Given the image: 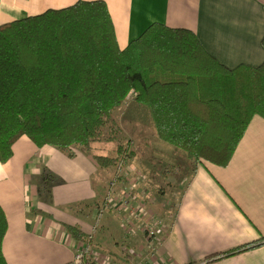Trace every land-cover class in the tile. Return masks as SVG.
Here are the masks:
<instances>
[{"label": "trees", "instance_id": "1", "mask_svg": "<svg viewBox=\"0 0 264 264\" xmlns=\"http://www.w3.org/2000/svg\"><path fill=\"white\" fill-rule=\"evenodd\" d=\"M129 102L147 111L155 139L184 159L189 182L203 162L225 168L251 119L264 120V62L226 68L193 32L157 23L120 50L102 1L0 25L1 164L25 136L37 148L52 147L68 158L76 148L100 169L119 168L130 157L114 116ZM101 143H117L116 155H92ZM53 183L44 171L38 195ZM64 228L80 245H91L77 226ZM6 229L0 208V264H6ZM262 245L264 238L218 258ZM83 254L82 264H96Z\"/></svg>", "mask_w": 264, "mask_h": 264}, {"label": "crops", "instance_id": "2", "mask_svg": "<svg viewBox=\"0 0 264 264\" xmlns=\"http://www.w3.org/2000/svg\"><path fill=\"white\" fill-rule=\"evenodd\" d=\"M93 1L105 3L120 50L157 23L193 32L205 51L226 68L264 62V0H0V25ZM161 145L163 152L166 146ZM51 148H37L22 136L12 146L11 159L0 163V208L7 224L1 250L6 264H82L75 261L78 249L96 264H264V245L218 258L263 242L264 120L259 116L251 119L225 168L207 162L198 165L167 230L159 223L151 238L123 236L124 245L118 249V241L114 242L110 256L97 255L92 243L83 246L71 239L64 225L77 226L92 240L106 203L121 211L132 227V222L147 227L149 216L146 220L137 197L130 199L132 191L116 192V181H109L104 197L100 194L96 180L103 169L91 156L76 155L67 162ZM132 160L126 159L120 169L133 174L137 167L129 165ZM74 162L78 172H67ZM44 171L54 183L46 192V203H41L37 191ZM71 187H79V192L69 194ZM86 202L89 205L74 215L58 211Z\"/></svg>", "mask_w": 264, "mask_h": 264}, {"label": "rangeland", "instance_id": "3", "mask_svg": "<svg viewBox=\"0 0 264 264\" xmlns=\"http://www.w3.org/2000/svg\"><path fill=\"white\" fill-rule=\"evenodd\" d=\"M114 117L121 128L120 142L126 147L125 154L129 155L130 159H134L132 160L134 163H129V165H134L137 170L131 174L130 170L124 171L120 167L111 171L101 169L103 173L97 177L96 189L104 197L109 189V181H116L118 184L116 192H120L118 194L132 191L129 194L130 199H134V197L139 199L144 208L145 219L147 220L149 216L148 223L150 225L148 226L152 230H156L157 226L160 227L161 223L167 230L174 217L175 205L188 183V176L191 174L190 169L185 166L184 159L179 154H175L170 147L165 145V151L161 152L160 149L163 148V145L155 139L153 127L144 108L130 103L129 106L119 110ZM117 146V143L95 144L92 155L114 157ZM51 149L58 155H63L57 149ZM75 152L77 158L86 155L76 148ZM63 156L67 162L69 159H73ZM74 164L66 168V171L78 172V165L76 162ZM125 173L128 174V177ZM125 178H128L129 182ZM79 189V187H71L69 194L76 195ZM46 198V193L39 196L41 203L42 201L46 203ZM138 204L140 203L138 202ZM88 205V202L83 205L70 204L58 209V211L67 215H74L78 213L79 209H84ZM105 205L107 207L106 212L97 224L98 228L92 239V249L97 255L110 256L113 253L112 248L115 247L113 243L116 241H118L117 247L120 249V246L124 245L125 237L123 236L130 237L134 234L140 237H148L147 233L144 232L143 222L138 223L136 227L135 223L132 222L134 224L132 227L124 221L121 211L114 210L109 203L104 204L103 208ZM92 206L93 203L90 204L91 210ZM158 212L161 214L159 215ZM121 240L123 241L121 242ZM119 253L124 255L120 250ZM81 256H84L83 252Z\"/></svg>", "mask_w": 264, "mask_h": 264}, {"label": "built area", "instance_id": "4", "mask_svg": "<svg viewBox=\"0 0 264 264\" xmlns=\"http://www.w3.org/2000/svg\"><path fill=\"white\" fill-rule=\"evenodd\" d=\"M134 95H135V94L131 92V93L128 95V99H130V98H131L132 96H134ZM144 232L147 233L148 237H152V236L154 235V231L150 228V226L145 227V228H144ZM78 252H79V253H78ZM78 252H77V254H76V256H75V261H76L77 263H82L83 256H81V254H82L83 250L78 249Z\"/></svg>", "mask_w": 264, "mask_h": 264}]
</instances>
